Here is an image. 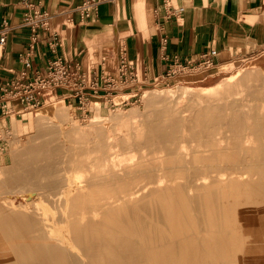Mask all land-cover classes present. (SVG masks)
<instances>
[{
    "label": "bare ground",
    "instance_id": "1",
    "mask_svg": "<svg viewBox=\"0 0 264 264\" xmlns=\"http://www.w3.org/2000/svg\"><path fill=\"white\" fill-rule=\"evenodd\" d=\"M252 72L147 91L122 134L91 142L62 106L35 111L0 167V264H175L228 245L247 248L237 264H264V104L248 98L264 99V82Z\"/></svg>",
    "mask_w": 264,
    "mask_h": 264
},
{
    "label": "crops",
    "instance_id": "2",
    "mask_svg": "<svg viewBox=\"0 0 264 264\" xmlns=\"http://www.w3.org/2000/svg\"><path fill=\"white\" fill-rule=\"evenodd\" d=\"M39 1L49 19L33 39L21 24V1L0 0V23L13 26L0 48V82L23 69L26 52L42 71L53 34L58 53L77 60L83 69L95 67L89 55L104 70V63L117 66L123 54L146 78L165 70V57L168 62L176 57L195 60L201 52L215 49L217 60L223 52L243 57L264 51V0H96L87 17L79 10L90 0ZM177 7L183 11L170 17L169 11Z\"/></svg>",
    "mask_w": 264,
    "mask_h": 264
},
{
    "label": "rangeland",
    "instance_id": "3",
    "mask_svg": "<svg viewBox=\"0 0 264 264\" xmlns=\"http://www.w3.org/2000/svg\"><path fill=\"white\" fill-rule=\"evenodd\" d=\"M90 56L91 55L88 56L89 62H93L95 65L94 73L91 72V74L92 76L94 74L99 76L101 70L99 64L94 57ZM127 60L130 61L129 59ZM117 69L118 65L112 66V64L104 63L103 71L116 73ZM246 70L253 71L251 74L252 80L250 81V85L253 86L255 83L264 82V51L258 55L248 54L243 57L232 56L229 52H223L221 57L215 60L212 67L181 73L168 80H164L159 76H149V81L146 86H143L142 88L143 94L139 95L137 93L133 97L129 96L131 93L135 92V89L125 88L113 93L100 92L93 94L88 100L79 103L73 100L74 98L71 97L70 89L65 87L62 91H54L52 89L46 91L43 95L42 102L29 109H23L21 103L15 102L13 103L15 109L14 114L10 117L5 116V119L0 121V126H3V129H1L0 132L1 141L5 144L4 153L0 154V167L13 163L14 155L11 153V148H20L26 142L27 137L34 133V123L30 117L39 109L48 108L50 105L62 106L66 115L76 121V123L80 124V139L87 138V140H90L89 142H91V138H96L99 135L104 137L107 135L116 137L122 134L123 132L120 128L121 125L123 123H131L134 119L138 118V115L130 113V109H135L138 114L144 111L143 95L147 91L155 89H163V91H165L167 88L177 89L180 86H185V84L191 85L195 89H200L201 85H210L216 81L229 80L239 76V74L241 75V73ZM256 72L258 73L256 74ZM137 73L139 78L142 79L145 77L144 80H147L146 75L143 74L140 66L137 68ZM67 95L70 96L67 97ZM237 96H239V94H236L233 97ZM231 98L232 97H228L225 100H230ZM248 98L251 102L264 104V99L261 100L253 96H248ZM95 102H98L97 111L100 115L98 120L101 121L97 122L95 125H91L88 124V121L94 115L95 109H93V106ZM115 114H119V116L114 118ZM105 140H108V137L105 138ZM113 150L119 157H124L128 154L127 151L129 148L119 144L116 145ZM245 201L249 202L248 200ZM88 205L89 200L80 201V209H85ZM88 231V229L80 226V234L82 233V237H86L87 239L97 238V236L102 234L100 232H95L98 233L96 236L93 231ZM243 249L246 250L247 248L240 245L235 247L232 245L219 247L210 246L205 249L200 248L193 250L189 255L190 257L186 256L183 252H179L175 264H237L238 262H241L245 256ZM242 262H244V260ZM148 264L157 263L153 258H149Z\"/></svg>",
    "mask_w": 264,
    "mask_h": 264
},
{
    "label": "built area",
    "instance_id": "4",
    "mask_svg": "<svg viewBox=\"0 0 264 264\" xmlns=\"http://www.w3.org/2000/svg\"><path fill=\"white\" fill-rule=\"evenodd\" d=\"M24 12L21 16L22 26L29 29L32 38H36V32L47 25L49 14L40 8L39 0H20ZM96 0L82 3L80 13L89 16L95 8ZM183 11V7L172 8L169 16L174 17ZM13 26L8 21L0 23V48L5 44L8 34ZM165 41L163 40L162 48ZM59 41L56 34H53L49 42L50 58L44 69L40 71L29 59L26 52L23 57V69L7 82H0V121L5 116L10 117L14 114L13 103L19 102L23 109L32 108L40 104L43 95L48 90L62 91L67 87L70 89L71 97L74 101L83 103L93 94L100 92L113 93L121 89H135L129 97L143 94L142 88L146 86L149 79L139 78L137 69L131 61H128L123 54L120 55L118 69L116 73L100 70L99 76L94 73V67L83 69L77 60H69L58 53ZM217 51L208 49L201 52L197 58L179 59L176 57L171 62L164 58L166 63L165 70L159 75L160 78L168 80L178 74L187 73L197 69L210 68L215 63ZM88 69V70H87ZM91 69V70H90ZM30 71V73H29ZM88 71V73H87ZM70 95H67V97ZM3 129V126H0ZM5 144L0 136V154L4 153Z\"/></svg>",
    "mask_w": 264,
    "mask_h": 264
}]
</instances>
